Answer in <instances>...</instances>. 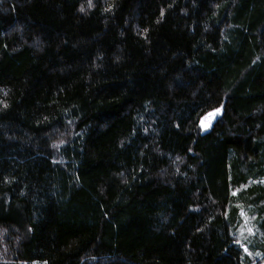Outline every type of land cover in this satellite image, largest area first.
<instances>
[{
	"label": "trees",
	"instance_id": "16d2710c",
	"mask_svg": "<svg viewBox=\"0 0 264 264\" xmlns=\"http://www.w3.org/2000/svg\"><path fill=\"white\" fill-rule=\"evenodd\" d=\"M263 257L264 0H0V264Z\"/></svg>",
	"mask_w": 264,
	"mask_h": 264
},
{
	"label": "rangeland",
	"instance_id": "374dc122",
	"mask_svg": "<svg viewBox=\"0 0 264 264\" xmlns=\"http://www.w3.org/2000/svg\"><path fill=\"white\" fill-rule=\"evenodd\" d=\"M218 110V111H217ZM221 112V108L220 106L218 107H215V108H212L208 111H206L204 114H202L199 118V125L202 129H207L211 122L213 121V119L219 115ZM211 114V115H210ZM243 217V225H242V228L246 229V230H249L250 227H249V221L247 220V217L245 216V214L242 215ZM24 264H44L43 262L41 261H31L29 263H24ZM260 264H264V257L263 259H261V262Z\"/></svg>",
	"mask_w": 264,
	"mask_h": 264
},
{
	"label": "snow or ice",
	"instance_id": "6c2138e0",
	"mask_svg": "<svg viewBox=\"0 0 264 264\" xmlns=\"http://www.w3.org/2000/svg\"><path fill=\"white\" fill-rule=\"evenodd\" d=\"M218 111V110H217ZM211 115V114H210Z\"/></svg>",
	"mask_w": 264,
	"mask_h": 264
}]
</instances>
